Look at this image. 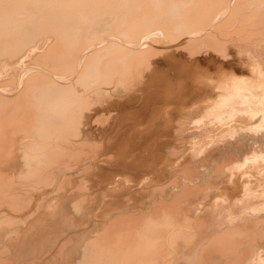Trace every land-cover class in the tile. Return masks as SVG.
Wrapping results in <instances>:
<instances>
[{"label": "bare ground", "instance_id": "6f19581e", "mask_svg": "<svg viewBox=\"0 0 264 264\" xmlns=\"http://www.w3.org/2000/svg\"><path fill=\"white\" fill-rule=\"evenodd\" d=\"M262 102L264 0H0V264H264Z\"/></svg>", "mask_w": 264, "mask_h": 264}, {"label": "rangeland", "instance_id": "374dc122", "mask_svg": "<svg viewBox=\"0 0 264 264\" xmlns=\"http://www.w3.org/2000/svg\"><path fill=\"white\" fill-rule=\"evenodd\" d=\"M203 62H204V64H203ZM203 62H202V64H197V65H196V64H193V63H192V64L189 63V65H188V63H186L187 65L184 64V67H183V68H181V67H179V68H175V66L172 68V67H171L170 65H168L167 63L162 65L163 68H166V67H167L168 69L170 68L169 71H168V73H166V74H168L169 76H170V75H173L172 73H173L174 70H175V71H176V69H177V70H180V69L182 70V69H185V67H186V69L183 70L182 75H181V74H178V76H176V77H178L177 80H181V81L183 80L182 83H181V81H178V83H177V84H180V85H179L180 88H179V86L177 87V85L175 84V85H173L175 88H174L173 86L170 88V89L172 90L171 92H170V91H166V93L170 92V104L168 105V107H171V108H172V109L169 108L170 111H171V110L174 111V110H175V107H176V110H175V111H178V109H179V110H180L179 113H180V112H183V111L185 112L186 110H187L186 113H191V112H192V109H193L192 107H196L197 105H200L201 103L204 104L205 101H204V102L202 101V102H200V104H199V101H198V99H197L198 96H197V95H194V96H193V94H192V93L190 92V90H189V87H190L191 85H198V84H199V85H201V86H205V87H206V86H208V87L211 86V87H212V86H213V83L216 82L217 78H216L215 76H216V70H217V69L215 70V67H217V66L213 63L212 60H209V59H207V63H206V60H204ZM208 62H212V63H208ZM206 64H207V65H206ZM208 64H210V65H208ZM213 64H214V65H213ZM165 65H166V66H165ZM171 65H173V64H171ZM192 65L194 66V68H196V70L193 69V68H191V67H193ZM204 65H205V68H204ZM168 66H170V67H168ZM189 66H190V67H189ZM211 66H212V67H211ZM177 67H178V66H177ZM199 67H200V69H201L200 72H203V71H205V70H203V69H206V70H207L208 67H210V69H209L208 71L211 73V75H212V77H213L212 79H210V80L207 81V82H210V83H206V82H204V83H199V81L197 80V76H198V74L200 73V72H199V70H200ZM201 67H203V69H202ZM188 68H189V69H188ZM227 68H228V67H227ZM168 69H167V70H168ZM173 69H174V70H173ZM187 69L189 70V73H190V74H187V73H188V72H187ZM194 70H195V71H194ZM202 70H203V71H202ZM171 71H172V72H171ZM192 71H193V73H192ZM214 71H215V72H214ZM196 72H197L198 74H197ZM170 73H171V74H170ZM184 73H185V74H184ZM194 73H196V74H194ZM213 73H215V74H213ZM192 74L195 75V77H193ZM175 75H176V74H175ZM188 75L191 76V77H188ZM213 75H214V76H213ZM163 76H165V74H164ZM183 76H184V77H183ZM180 77H181V78H180ZM186 77H188V78H186ZM184 79H186V80H184ZM188 79H189V81H188ZM213 79H214V80L216 79V80L214 81ZM184 82L188 83V85H187L186 83H184ZM211 84H212V85H211ZM182 85H183V86H182ZM186 85L188 86V89H187V86H186ZM181 86H182V88H181ZM172 88H173V89H172ZM176 88H177L178 91L176 90ZM183 88H186V89H183ZM203 89H204V88H203ZM173 90H174V91H173ZM180 90H181V91H183V90H185V91L188 90V91H187V92H184L185 94H183V93H181ZM179 91H180V92H179ZM178 92L181 94V96L179 95L178 97H176L177 95L175 96L174 94H176V93H178ZM186 93H187L188 95H187ZM189 93H191L192 95L189 94ZM162 94H163V92H162ZM168 94H169V93H168ZM185 95H187V96H185ZM171 96H172L173 98H172ZM189 96H191V97H189ZM160 97H161V96H160ZM175 97H176V98H175ZM181 97H182V99H180ZM193 97H194V98H193ZM188 98H189V99H188ZM190 98L192 99V101H191ZM179 99H180V100H179ZM187 99H188V100H187ZM158 100H159V101H158ZM160 100H161V101H160ZM163 100H164V98H156V99H155V102H156V103L154 102L153 104H154V105L156 104V106H153V104H152V106L155 107V108L157 107V108H156L155 110L151 111V115H153V114H154V115H157V114H158V115H159V114H162V115H163V114H164V112H163V111H164V107H167V105L164 103V102H166V100H164V101H163ZM196 100H197V101H196ZM171 101H172V102H171ZM173 101H174V102H173ZM175 101H176V102H175ZM177 101H178V102H177ZM187 101H188V102H187ZM190 101H191V102L194 101L196 104H195L194 102L191 104ZM138 102H139V103H138ZM182 102H183V104H184V103H185V104L183 105ZM130 103H131V104H130ZM133 103H134V105H132ZM157 103H159V106H160V104L162 103V105H161V106L163 107L162 112H161V109H158L159 106H158ZM163 103L165 104L164 106H163ZM171 103H172V105H171ZM187 103H188V105H187ZM120 104H121V105H120ZM120 104H119L118 107H117V106H114V107H113V108H115V109L118 110V113L120 112V115L118 114V115H119V118H120L119 120H121L122 122H124V119H125V121L128 120V121L131 123V122H133L132 117H136V118H137L136 121H139V123L142 124V125H141V124L137 123V128H141V126H142V127H145L144 125H145V123L147 122L148 117L146 116V114L142 116L143 111H142V107H141L142 104H140V101H138V100L136 101V99H135V102L131 100V101L127 102V104H123V103H120ZM135 104H136V105L138 104V105L136 106ZM177 104H178V105H177ZM194 104H195V105H194ZM181 105H182V107H181ZM185 105H187L188 107L185 106ZM192 105H193V106H192ZM126 106H127V107H126ZM128 106H131L132 109H129L130 107L128 108ZM161 106H160L159 108H162ZM174 106H175V107H174ZM190 106H191V107H190ZM133 107H134V108H133ZM183 107H185V108H183ZM118 108H119V109H118ZM120 108H121V109H120ZM122 108H123V109H122ZM126 108H127V109H126ZM139 108H140V109H139ZM177 108H178V109H177ZM261 108L264 109V102H262V104H261ZM125 109H126V110H125ZM131 110H133V111H131ZM165 110H166V108H165ZM181 110H182V111H181ZM190 110H191V111H190ZM124 111H125L126 113H125ZM137 111H138V114H137ZM141 111H142V112H141ZM158 111H159V112H158ZM122 112H124V113H122ZM128 112H131V113H128ZM133 112H134V113H133ZM135 112H136V113H135ZM139 112H140V114H139ZM156 113H157V114H156ZM179 113H178V114H175V113H174V115L179 116ZM121 114H122V115H121ZM126 114H127V117H128L129 119L126 117ZM134 114H135V116H133ZM128 115H129V116H128ZM147 115H148V114H147ZM121 116H123V117H121ZM130 116H131V119H130ZM139 116H140V117H139ZM125 117H126V118H125ZM145 117H146V118H145ZM149 117H152V116H149ZM174 117H176V116H174ZM144 118H145V119H144ZM122 119H123V120H122ZM143 119H144V122L146 121L145 123H143ZM215 120H216V119H213V118H211V117H210V118H207L206 121H205V123H204V122H203V123H199V125L196 123L195 126H193V128H194V127H195L196 129H197V128H198V129L201 128L200 130H202V129H204V127L202 128L203 125H204V126H205V125H207V126L210 125L211 127H210V126H209V128L207 127L209 131H208V135L205 137V140L212 139V136H213V135H214V137H215V136H219V134L222 133V131L224 130V127H225V124H224V125H221V126H222V127H221L220 124H219L218 122H216ZM230 122H232V121H229L227 124H229ZM233 122H234V121H233ZM134 123H135V122H134ZM215 123H216V124H215ZM217 123H218V124H217ZM127 124H128V123H127ZM138 124H139L140 126H138ZM201 124H202V125H201ZM211 124H212L213 126H212ZM135 125H136V124H135ZM218 125L221 127V129L219 128ZM122 126H124V125H122ZM200 126H201V127H200ZM212 127H214L215 129L212 128ZM216 127H217V128H216ZM210 128H211V129H210ZM217 129H220V131H219V130L217 131ZM194 130H195V129H194ZM215 131H216V132H215ZM214 132H215V133H214ZM211 133H212V134H211ZM220 136H221V135H220ZM198 137H199V139H201L202 136H198ZM198 137H197V138H192L190 141L186 142L185 144H187V145H191V144H193V142L195 143L194 140H197ZM203 137H204V135H203ZM221 138H222V137L219 138L218 142L220 141ZM191 141H192V142H191ZM190 142H191V143H190ZM208 143H210V142L208 141Z\"/></svg>", "mask_w": 264, "mask_h": 264}]
</instances>
